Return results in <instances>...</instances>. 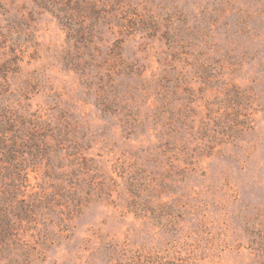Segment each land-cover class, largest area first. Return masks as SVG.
<instances>
[{"label":"rangeland","instance_id":"374dc122","mask_svg":"<svg viewBox=\"0 0 264 264\" xmlns=\"http://www.w3.org/2000/svg\"><path fill=\"white\" fill-rule=\"evenodd\" d=\"M2 142L0 264H264V0H0Z\"/></svg>","mask_w":264,"mask_h":264},{"label":"trees","instance_id":"16d2710c","mask_svg":"<svg viewBox=\"0 0 264 264\" xmlns=\"http://www.w3.org/2000/svg\"><path fill=\"white\" fill-rule=\"evenodd\" d=\"M17 144H18V142H12L11 145H8L7 142H2V144H0V149H2L3 151L8 152V155L11 156V155H13L14 152L16 151V150L14 149V147L17 146ZM45 144L48 145L47 142H45ZM12 158H13V157H10L11 160H12ZM3 162H5V163H6V162L9 163V161H7V160H4Z\"/></svg>","mask_w":264,"mask_h":264}]
</instances>
